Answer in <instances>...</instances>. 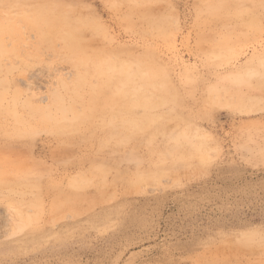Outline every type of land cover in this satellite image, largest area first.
<instances>
[{
  "label": "rangeland",
  "instance_id": "rangeland-1",
  "mask_svg": "<svg viewBox=\"0 0 264 264\" xmlns=\"http://www.w3.org/2000/svg\"><path fill=\"white\" fill-rule=\"evenodd\" d=\"M0 43V264H264V0H0Z\"/></svg>",
  "mask_w": 264,
  "mask_h": 264
},
{
  "label": "bare ground",
  "instance_id": "bare-ground-1",
  "mask_svg": "<svg viewBox=\"0 0 264 264\" xmlns=\"http://www.w3.org/2000/svg\"><path fill=\"white\" fill-rule=\"evenodd\" d=\"M79 27H80V26H79ZM81 27H82V26H81ZM70 28H71V27H70ZM74 28H75V27L73 26V28H72L71 30H73ZM39 29H40V28H39ZM45 29H46V27H45ZM40 30H43V28L40 29ZM71 30H70V31H71ZM5 31H6V30H5ZM44 31H46V30H44ZM48 31H49V30H48ZM48 31H47V32H48ZM52 31H53V29H52ZM67 32H68V31H67ZM77 32H78V31H77ZM41 33H42V31H41ZM41 33H40V34H41ZM48 33H49V32H48ZM51 33H52V32H51ZM75 33H76V32H75ZM73 35H75V34H73ZM47 36H48V35H47ZM47 36H46V37H47ZM49 36H51V35H49ZM67 36H68V35H67ZM42 37H43V34H42ZM42 37H41V39H42ZM51 37H52V36H51ZM70 37H71V39H73L72 36H70ZM75 37H76V36H75ZM47 38H49V37H47ZM47 38H45V39H47ZM68 38H69V36L67 37V39H68ZM69 39H70V38H69ZM50 40H51V39H50ZM50 40L48 39V41H50ZM74 40H75V38H74ZM74 40H73V41H74ZM44 41H45V40H44ZM51 41H52V40H51ZM70 41H71V40H70ZM64 42H65V41H64ZM74 43H75V42H74ZM0 44H1V43H0ZM49 44H50V43H49ZM68 44H69V43H68ZM75 44H76V43H75ZM2 45H3V43H2ZM71 45H73V44H71ZM75 46H76V45H75ZM75 46H74V47H75ZM68 47H69V46H68ZM70 47H71V46H70ZM77 47H78V46H77ZM70 49H71V48H70ZM76 49H77V48H76ZM72 50H73V49H72ZM80 50H81V49H80ZM0 52H2V50H0ZM78 53H79V52H78ZM3 55H4V54H3ZM84 55H85V54H84ZM129 78H130V77H129ZM129 78H127V79H129ZM122 80H123V79H122ZM134 80H135V79H133V81H134ZM83 81H84V80H83ZM117 82H118V81H117ZM122 82H123V81H122ZM131 83H132V82H131ZM123 84H124V83H123ZM118 87H119V86H118ZM119 88H120V87H119ZM128 91H129V90H128ZM128 100H129V99H128ZM128 100H126V101H128Z\"/></svg>",
  "mask_w": 264,
  "mask_h": 264
}]
</instances>
